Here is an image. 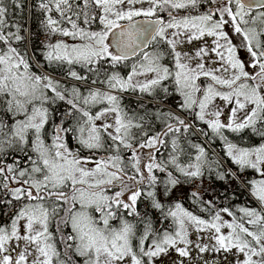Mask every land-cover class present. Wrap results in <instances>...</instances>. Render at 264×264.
I'll return each instance as SVG.
<instances>
[{"label":"snow or ice","instance_id":"snow-or-ice-1","mask_svg":"<svg viewBox=\"0 0 264 264\" xmlns=\"http://www.w3.org/2000/svg\"><path fill=\"white\" fill-rule=\"evenodd\" d=\"M0 264H264V0H0Z\"/></svg>","mask_w":264,"mask_h":264},{"label":"trees","instance_id":"trees-1","mask_svg":"<svg viewBox=\"0 0 264 264\" xmlns=\"http://www.w3.org/2000/svg\"><path fill=\"white\" fill-rule=\"evenodd\" d=\"M229 166H231V164H230V162H229ZM205 183H207V181H205ZM182 188H188V186L186 185V186H182ZM191 189H189V191H190ZM244 199V197H241V200H243Z\"/></svg>","mask_w":264,"mask_h":264},{"label":"rangeland","instance_id":"rangeland-1","mask_svg":"<svg viewBox=\"0 0 264 264\" xmlns=\"http://www.w3.org/2000/svg\"><path fill=\"white\" fill-rule=\"evenodd\" d=\"M184 186H186V185H184Z\"/></svg>","mask_w":264,"mask_h":264}]
</instances>
